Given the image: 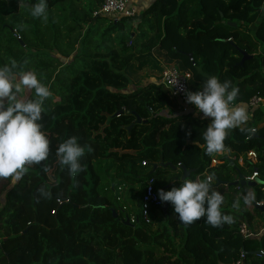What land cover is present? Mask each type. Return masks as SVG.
<instances>
[{
  "label": "trees",
  "instance_id": "1",
  "mask_svg": "<svg viewBox=\"0 0 264 264\" xmlns=\"http://www.w3.org/2000/svg\"><path fill=\"white\" fill-rule=\"evenodd\" d=\"M132 1L137 15L115 22L96 16L105 0H47V20L30 15L39 0H0V66L15 61L17 74L34 71L49 86L39 121L49 139L60 145L75 136L93 149L85 148L82 172L62 167L52 184L36 165H26L15 184L4 179L0 264H235L242 255L243 264H264V236L239 233L241 224L255 231L264 220L255 207L264 185L213 188L249 201L240 212L221 206L232 224L212 227L201 218L183 225L167 202L166 214L153 210L152 225L126 224L139 218L146 182L153 179L157 192L178 187L180 166L193 171L191 180L212 175V186L255 171L264 183V110L251 112L252 121L224 141L236 157L255 151L258 164L221 157L212 168L217 154H206L203 139L210 122L174 112L165 86L139 77L162 72L159 61L177 63L191 73L192 92L216 76L238 87L233 102L241 107L264 99V0H153L145 10ZM243 53L252 57L241 64ZM20 98H34V90ZM162 162L177 169L154 171ZM41 187L56 198L45 203Z\"/></svg>",
  "mask_w": 264,
  "mask_h": 264
},
{
  "label": "clouds",
  "instance_id": "2",
  "mask_svg": "<svg viewBox=\"0 0 264 264\" xmlns=\"http://www.w3.org/2000/svg\"><path fill=\"white\" fill-rule=\"evenodd\" d=\"M30 15L42 20L48 19L47 0H39L32 5ZM18 65L0 66V179L20 180L27 172L26 165H40L49 156L50 141L41 131L44 102L51 96L49 86L38 78L34 71L17 74ZM17 75L19 79L17 80ZM34 90V98L23 99V90ZM239 93L231 81H220L216 76L207 78L198 90L186 93V102L193 105L196 113L210 118L203 133L205 152L208 155L225 151L228 132L239 128L248 120L245 109L233 106ZM85 148L90 154L91 146H82L77 137L72 136L62 142L56 152L59 164L66 167L71 175L84 170L81 158ZM213 176L200 180L177 177V186L170 190H158L161 202L169 203L179 223L191 225L201 218L212 227L232 224L233 217L221 211L223 195L213 190ZM41 197H48L45 188L39 190ZM249 201L245 198V203Z\"/></svg>",
  "mask_w": 264,
  "mask_h": 264
},
{
  "label": "built area",
  "instance_id": "3",
  "mask_svg": "<svg viewBox=\"0 0 264 264\" xmlns=\"http://www.w3.org/2000/svg\"><path fill=\"white\" fill-rule=\"evenodd\" d=\"M138 8V7H137ZM132 0H105L102 8L96 14V16H102L109 18L115 22H119L122 18L135 17L139 11ZM192 75L189 72H181L179 69L174 66L167 67L162 72L161 84L169 91L170 97L178 104L179 112L181 115H191L193 118L205 121L210 120V118L205 117L202 113L197 114L193 105L186 102V93L192 92L190 90L189 81ZM233 106L238 107L240 105L233 102ZM264 107V99L259 97H254L247 104V122L252 121V114L256 109H262ZM257 129H252V134H256ZM245 156V157H243ZM240 157L239 161L241 165L245 162H249L252 165L258 164V155L255 151H249L245 155ZM223 157L222 153H219L215 159L212 160L211 167H216L217 165L222 164L223 162L220 158ZM143 166H146V162H143ZM259 174L257 171L253 173L251 177L244 178L247 183L255 182L259 180ZM144 191L142 193V198L140 202V215L131 216L129 222L132 225L144 224L152 225L153 224V210L163 208L164 202H161L158 198V192L155 189V182L153 179H150L146 182L144 186ZM239 188V187H238ZM121 191V189H120ZM262 197L259 200H255V207L260 209L264 214V187L261 190ZM55 214V212H53ZM239 233L244 239H253L257 237L249 227L247 223H243L239 227ZM260 256L264 257V251L260 252ZM244 256L235 264H243Z\"/></svg>",
  "mask_w": 264,
  "mask_h": 264
},
{
  "label": "rangeland",
  "instance_id": "4",
  "mask_svg": "<svg viewBox=\"0 0 264 264\" xmlns=\"http://www.w3.org/2000/svg\"><path fill=\"white\" fill-rule=\"evenodd\" d=\"M159 62L161 64V66H163V68L168 67V65L163 64L161 61H159ZM171 66H174L175 68L179 69L183 73L186 72L177 63L171 64ZM162 72H151V71L150 72H142L141 75H139V77H141L143 85L147 84L148 82L161 83ZM175 107L178 109V106L175 105ZM45 135L48 138L49 135L48 134H45ZM49 141H50L49 156L40 165H36L37 166L36 170H38L40 172V174L43 175L44 179L45 178L47 179V183L52 184L53 181H55V177L59 174V172L63 166H61L59 164V160H58V157L56 155V152H57L59 145H57L56 141H54V140L49 139ZM11 183L15 184L13 182H11ZM5 185H7V181L2 179V182L0 183V201H1V196H3L2 192L5 189V187H4ZM45 190L49 193L48 197L43 198V201H45V203H48V202H50L56 198L55 190H52V189L51 190L45 189ZM141 192H142V187H139L131 194V196H134V195L139 196V194ZM226 198L230 199V204L228 207H231L238 212L242 211L244 207L245 208L249 207L248 203L247 204L245 203V199L243 197H237V196H234L232 194H226ZM161 226H162V222H158L153 226V229L157 230V228H159Z\"/></svg>",
  "mask_w": 264,
  "mask_h": 264
},
{
  "label": "crops",
  "instance_id": "5",
  "mask_svg": "<svg viewBox=\"0 0 264 264\" xmlns=\"http://www.w3.org/2000/svg\"><path fill=\"white\" fill-rule=\"evenodd\" d=\"M153 2V0H137V3H138V5H139V7L141 8V10H145L146 8H148L150 5H151V3ZM167 65V64H166ZM169 66H171V65H168V67ZM162 68H163V66H162ZM166 68V67H165ZM165 68H163V70L165 69ZM173 102V104L174 105H172L171 107H174L175 108V105H177L176 104V102L175 101H172ZM238 107H241V106H238ZM241 108H243V109H245L246 110V112H247V108H245V107H241ZM262 110H264V107H262ZM174 112H176V113H179V107H178V109L176 108L175 110H174ZM209 122H210V120H208ZM222 154H223V157H225V159H228V160H230L232 163L233 162H237V164L240 166V167H244V164L243 165H241V163H240V161H239V159H240V157L241 156H243V155H241V156H239V157H236V155H233L231 152H229V151H223L222 152ZM218 155V154H217ZM243 157H245V156H243ZM178 173L180 174V175H182L183 176V173H182V171L180 170V169H178ZM241 175V174H240ZM239 175V176H240ZM243 176V175H242ZM200 179H202V178H198L197 180H200ZM239 179H240V177H239ZM238 179V180H239ZM243 179H244V176H243ZM216 185V184H215ZM214 185V186H215ZM214 186H213V188H214ZM226 187V186H225ZM125 195L126 196H129V191L126 189L125 190ZM260 192H261V190H260ZM131 194V193H130ZM130 197H131V195H130ZM224 197V202H223V204L221 205L222 207H225V206H228L229 204H230V199H227L226 198V195H224L223 196ZM261 197H262V192H261ZM227 199V200H226ZM257 200H259V199H257ZM262 212V211H261ZM262 214H263V212H262ZM264 215V214H263ZM255 228H256V230L254 231V230H252L251 228V230L255 233V234H257V237H255V238H257V239H260V238H262L263 236H264V220H260V219H257L256 220V222H255V226H254Z\"/></svg>",
  "mask_w": 264,
  "mask_h": 264
},
{
  "label": "water",
  "instance_id": "6",
  "mask_svg": "<svg viewBox=\"0 0 264 264\" xmlns=\"http://www.w3.org/2000/svg\"><path fill=\"white\" fill-rule=\"evenodd\" d=\"M228 25H231V24H228ZM233 27H237V25L236 24H234L233 25ZM243 60H242V62H241V64H243L247 59H250L252 56H249L248 54H246V53H243ZM191 57V56H190ZM138 123H141V120L140 119H138ZM159 167H164V168H166V167H170V168H172V169H177V167H174L172 164H170V163H168V164H164L163 162L162 163H160V164H156V165H154V171H156ZM181 171H182V173H183V176H182V178H187V179H189L190 178V175L193 173V171H189V170H187L184 166H180V168H179ZM220 185H224V186H226V187H237V186H251V187H256V186H258V185H260V186H263L264 185V183L263 182H261L260 180H256L255 182H252V183H247L244 179H243V176L242 175H240V179L237 181V182H235V183H231V184H228V183H222V182H217V184L214 186V189H218L219 188V186ZM167 204L164 202V206H163V212L166 214V212H167ZM126 224L127 225H131L130 224V222H129V220H126Z\"/></svg>",
  "mask_w": 264,
  "mask_h": 264
}]
</instances>
